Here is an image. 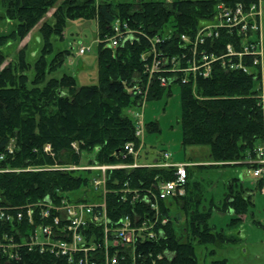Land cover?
Wrapping results in <instances>:
<instances>
[{
	"label": "trees",
	"instance_id": "obj_1",
	"mask_svg": "<svg viewBox=\"0 0 264 264\" xmlns=\"http://www.w3.org/2000/svg\"><path fill=\"white\" fill-rule=\"evenodd\" d=\"M219 1L237 0H2L3 16L16 23L10 31L0 33V152L14 139L13 153L0 159V203L19 204L46 195L70 197L73 191L86 190L96 171L40 167L54 162L79 164L85 153L88 164L125 160L123 144L135 139L134 121L125 110L135 105L140 96L130 87L146 78L140 57L146 48L145 39L136 33L115 48L96 45L97 82L77 84L71 73L52 75L70 53L68 48L53 52L52 42V36L62 37L68 20L95 19L101 37L111 34L112 22L119 19L149 34L171 29L174 39L177 33H193L213 15ZM51 8L54 10L46 18ZM38 23L41 47L33 62L27 59L26 45L17 50L14 59L7 60L2 46L12 39L20 41ZM173 84H178L180 90L181 144L207 145L212 161L207 165L250 166L246 159L253 155L262 133L261 112L253 96V76L215 66L208 76L198 77L195 84L183 83L179 78L167 86L153 81L147 99L160 96L167 88L169 93ZM145 124L146 134L159 130L156 121ZM72 141L78 143L80 153L72 148ZM47 143L53 157L44 151ZM28 166L39 168L27 169ZM106 175L111 215L112 209L117 214L131 209L114 192L122 182L138 186L149 183L155 175L173 177L165 168L143 166L107 169ZM261 182L263 179H259ZM187 183L188 180L186 188ZM242 193L230 190L223 205L211 203L206 209L199 208L200 198L190 202L187 193L175 198L181 201L180 207L188 216L186 236L179 233L166 206L169 221L164 235L152 242L151 247L154 251L166 248L170 254L166 264H199L196 243L220 246L235 239L222 229H214L209 217L212 209H232L228 224L233 225L252 203L250 196ZM79 198L91 196L85 193ZM178 217L177 214L175 221ZM0 264L17 263L0 261ZM212 264H225V260H214Z\"/></svg>",
	"mask_w": 264,
	"mask_h": 264
},
{
	"label": "built area",
	"instance_id": "obj_2",
	"mask_svg": "<svg viewBox=\"0 0 264 264\" xmlns=\"http://www.w3.org/2000/svg\"><path fill=\"white\" fill-rule=\"evenodd\" d=\"M140 33L146 48L143 60L144 80L135 81L130 90L138 93L135 105L126 109L134 121V140L123 144L118 162L92 164L60 163L63 170L89 169L91 198L73 199L49 195L19 204L0 203V261L17 264H166V248L154 251L152 242L164 235L169 216L166 201L185 194L190 161H174L166 150L149 159L142 151L146 124L144 103L155 81L160 86L180 79L195 84L198 77L208 76L215 66L253 76V96L260 108L262 133L253 155L246 161L252 174L264 178V60L262 48V7L260 0L219 1L213 15L202 21L193 33L171 29L149 34L131 28L127 21L115 19L111 34L97 36L96 44L115 48ZM170 44V45H169ZM173 47L171 48L170 46ZM91 50L90 44H79L77 53ZM72 148L80 153L78 143ZM44 150L54 152L50 144ZM14 151L8 143L0 159ZM165 168L173 174L165 179L155 175L144 185L132 186L124 181L114 189L118 200L128 202V211H108L106 170L133 167ZM3 170V169H2ZM117 215V216H116Z\"/></svg>",
	"mask_w": 264,
	"mask_h": 264
},
{
	"label": "rangeland",
	"instance_id": "obj_3",
	"mask_svg": "<svg viewBox=\"0 0 264 264\" xmlns=\"http://www.w3.org/2000/svg\"><path fill=\"white\" fill-rule=\"evenodd\" d=\"M113 2L123 0H110ZM262 7V48L264 60V0H260ZM54 8L46 13L49 18ZM3 3L0 0V33H6L14 28L16 20H9L3 16ZM38 23L20 41L12 39L8 44L2 46V50L8 59H14L17 50L26 45V55L30 62L39 54L41 41L39 38ZM96 21L95 19L76 18L66 22L62 37L52 36L53 52L59 49L68 48L70 53L62 66L52 75L60 76L63 72L71 73L75 76L77 84H92L97 82V62L96 51ZM97 36H99L97 34ZM101 37V36H99ZM90 44L91 50L83 54H78L79 44ZM6 60V61H7ZM31 74V71H29ZM181 112V98L178 84H173L168 93V88L158 97H151L144 103V120L156 121L159 126L158 131L147 132L144 135V146L142 151L147 153L151 159L153 154L162 150L169 152L172 160L192 161L188 166L187 192L190 202L200 198V209L210 206V200H214L217 205L224 201L226 194L231 190L241 192L249 188V195L252 203L248 210L239 214L240 219L233 225H229L233 212L227 210L212 209L209 223L214 229H222L235 237L233 241L225 242L220 246L212 243H196L195 252L199 264H212L214 260H225V264H264V181L259 183V179L253 176L252 167L246 163L235 165H207L212 163L207 145H186L181 144V126L179 120ZM125 113L126 110H125ZM14 145V139H11ZM46 145V144H45ZM45 151V150H44ZM46 152V151H45ZM92 151H88L90 153ZM48 153V152H46ZM49 154V153H48ZM51 155V154H50ZM52 157L54 156L51 155ZM86 156V155H85ZM89 158H92V154ZM86 160V159H85ZM83 159V162H86ZM60 164L54 162L41 168H55ZM38 169L28 166L27 169ZM92 195L90 189L73 191L70 198L77 199L84 194ZM226 193V194H225ZM181 201L173 198L169 199V214L179 233L185 238L184 231L187 225V214L180 206ZM179 215L175 221V216ZM214 248V252L210 250ZM170 256V254H169Z\"/></svg>",
	"mask_w": 264,
	"mask_h": 264
},
{
	"label": "crops",
	"instance_id": "obj_4",
	"mask_svg": "<svg viewBox=\"0 0 264 264\" xmlns=\"http://www.w3.org/2000/svg\"><path fill=\"white\" fill-rule=\"evenodd\" d=\"M97 34H98V33H97V30H96V35H97ZM159 153H160V152H159ZM84 155H86V154H84ZM158 155H159L158 153H155V154H153V157H152V158H154V157H156V156H158ZM87 157H88V155L85 156V159H86V160L84 159L85 161L88 160ZM152 158H151V159H152ZM174 161H175V160H174ZM191 162H192V161H191ZM81 163H85V162H83V160H82ZM188 174H189V172H188ZM258 179H259V178H258ZM185 193L188 194V192H187V188H186V185H185ZM225 194H226V193H225ZM242 194H243V196H246V195L249 196V195L251 194V192H250L249 188H246V187H245V190H244V192H243ZM189 196H191V195L189 194ZM173 199H175V198H173ZM227 200L229 201V200H230V197H227ZM211 203H214V204H216V205L218 204V203H215L214 200H212V199L210 200V204H211ZM220 203H222V205H223V201H222V202L220 201ZM166 206L169 208V199L166 201ZM228 211H229V212H232V209H229Z\"/></svg>",
	"mask_w": 264,
	"mask_h": 264
}]
</instances>
